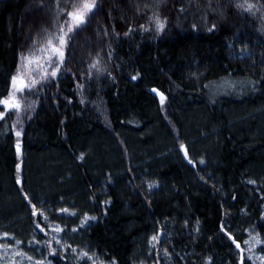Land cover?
<instances>
[{"label":"trees","instance_id":"obj_1","mask_svg":"<svg viewBox=\"0 0 264 264\" xmlns=\"http://www.w3.org/2000/svg\"><path fill=\"white\" fill-rule=\"evenodd\" d=\"M149 1L97 0L86 23L68 33L56 77L26 91L21 136L14 112L0 121V201L10 187L21 196L19 210L34 205L21 195L24 174H45L61 194L70 188L74 199L92 203L96 222L85 241L103 263L139 264L154 234V264H237L239 252L221 225L240 245L244 232L264 226V191L248 183L264 172V134L243 121L264 108V0H251V13L236 7L243 0ZM56 2L0 0V97L11 91L21 58L64 35L67 13L84 0ZM154 14L165 22L163 32ZM158 128L176 146L189 130L209 134L201 142L215 164L200 168L190 152L193 169L167 148L150 152L160 142ZM135 148L148 151L141 168ZM60 161L70 166V179Z\"/></svg>","mask_w":264,"mask_h":264},{"label":"rangeland","instance_id":"obj_2","mask_svg":"<svg viewBox=\"0 0 264 264\" xmlns=\"http://www.w3.org/2000/svg\"><path fill=\"white\" fill-rule=\"evenodd\" d=\"M152 2L153 0L149 1V3ZM146 6H148V4H146ZM154 6L155 5L151 7L153 8ZM152 22L155 23L154 17ZM69 23L71 25L72 21L69 20ZM51 41L54 45L59 47L58 38L52 39ZM64 49L65 46H63L61 50L64 52ZM23 57L24 58H21L20 60L15 75L18 79L25 81L27 85L23 91L16 93L17 98L23 106L20 115L23 114L25 108L26 91L35 88L46 79L47 76H51L50 73L52 68L47 66L51 60H55L57 64H60V57L51 52L49 44L39 51L34 50L31 53H27ZM45 73H48L49 75H45ZM243 121H245L247 129H253L255 132L264 134V108L256 110L253 114L244 117ZM16 125L17 124L14 125L15 130H18ZM156 132L159 135L160 142L159 144H156V147L151 146L149 150L150 152L154 153L161 148H167L168 152L166 155L170 158L176 159L178 154L182 156L180 151L181 144L177 146L174 145L168 136L159 128L156 129ZM200 136L195 134L192 130L184 132V140L182 144L185 145L188 154L193 155H191V158L198 167H212L215 164V161H213L214 157L202 147L201 142V138L209 139L210 136L209 134L202 133H200ZM161 138H163L164 141H161ZM110 150L111 151L108 153L105 152V154L112 160L110 156L115 158L117 153L114 151V148H110ZM136 150L139 152L134 156L135 159H139L136 161V167L141 168V160L143 158V161H145V157H148L146 156L148 151L143 152L141 148H137ZM19 155H22V160L25 162L26 157L23 155L22 148ZM88 155L91 160L94 158L93 155ZM81 157L83 158L81 159ZM78 159L80 162H83L85 155L80 154ZM201 160H203L204 163H200ZM51 161H49V164ZM56 165L63 167L61 169L66 179L72 177L69 165L62 161L58 162ZM102 168V166H98L100 176L104 175L105 170ZM143 172L146 174L147 170L143 169ZM25 176L27 182L24 183L21 195L22 197H28L33 201L38 214L35 216L32 215L33 205L28 208L24 207L23 210H19L21 206L23 207L20 202V194L11 190L10 187L4 189L3 199L0 201V264H35L37 259L43 260L45 264H55L53 260L57 258L71 261L73 264H93L94 260L96 261V264H107L98 259L96 252L85 241V233L88 226L96 222V219H90V217L96 218L90 206L92 203L83 205V203L74 199L73 195H70V188L65 190L64 195L61 194L54 189V186L52 187L50 184H47V176L45 174L37 173L35 174L34 179L27 174H24V178ZM111 176L112 175L107 172L105 177L109 179ZM256 177L257 178L254 180L251 178L252 181H255L253 185L258 186L259 189L264 191V172H260ZM60 178V176L57 177L56 183L58 185H64V181ZM18 179L21 181V178H17V180ZM31 180L33 181L31 182ZM17 184L19 187L21 186V182ZM66 187H68V185H66ZM262 195L263 194H261V196ZM106 201L107 198H103L102 196V210L108 205V201L105 203ZM61 209H68V212H62L60 211ZM41 212H43V215H39ZM85 215H87L89 219L85 220ZM45 216L48 218L47 221L44 219ZM31 217H36L38 222H33ZM37 224H39L41 228H44V232H41L40 228L36 227ZM56 226H59L64 230L58 233L53 232L52 228ZM73 228H76L77 230L72 231L71 229ZM5 234L7 235L5 236ZM257 234H259L258 238L262 243L253 244L252 251L249 252L248 245L244 244V241L250 240L251 236H257ZM153 235L154 234H151L148 238V247L145 250L146 258L143 261H140L139 264H154L149 256L153 250V244L155 242L153 241L150 243ZM53 236H55L56 239L61 240L60 245L56 244L55 240L52 239ZM17 241H19V243H17ZM242 241L240 252L243 256V264H264V259H261V257H264V226L263 228H253L251 231L244 232ZM46 243L49 244L52 249L56 250L57 255L52 256L48 254V248L44 246ZM68 245L71 247H67ZM72 249H76V251L73 252ZM17 252L22 253V255H16ZM84 252H87L89 256L93 257V259H88L83 256L82 253ZM249 256H251V259H249ZM29 257L32 259H29ZM237 264H241L240 253Z\"/></svg>","mask_w":264,"mask_h":264},{"label":"snow or ice","instance_id":"obj_3","mask_svg":"<svg viewBox=\"0 0 264 264\" xmlns=\"http://www.w3.org/2000/svg\"><path fill=\"white\" fill-rule=\"evenodd\" d=\"M40 7H43L42 3L40 4ZM56 7L59 8V0H57V2H56ZM96 7H97V0H84L82 5H80V6L73 5V10L67 13L69 20L72 21V24L67 27V30H65L63 27L60 29V31L63 32L64 35L58 37L59 47L54 45L51 40L48 41V44L51 47V52L55 53L57 56L60 57V64H62L63 56H64V52L61 49L63 46H66L68 39L70 38L68 36V33L73 32L74 29H77L81 25H84L86 23L88 17H89V14L93 13V11H94V9H96ZM236 7L242 8L243 10L250 12V13L253 12L254 9H256V5L254 3H252L251 0H243V3L237 4ZM181 11H183V9H181ZM154 18H155V23H156V30L158 32H163L164 27H165V22L161 21L158 15L154 14ZM215 27H216V25L212 24L211 27L209 28V31H214ZM141 28H144V25H141ZM147 30L148 29L145 28V31H147ZM130 32H132L131 28H129L128 32L125 33V35H128ZM105 34H107V31L105 32ZM23 58L24 57H22V59ZM60 64H57L55 60H51L48 63L47 66L52 68V71L50 73L51 77H56V75L60 69ZM93 67H95V65H93ZM45 75H49V74L45 73ZM136 78H137L136 76L132 77L133 80H135ZM26 86H27L26 82L23 81L22 79H18L16 76H13L11 78L12 91H9V93L6 96L0 97V106H2V107H0V121H3L5 119L8 112H14L16 114V121L14 122V124H18L21 122L20 112L22 111L23 106H22L21 102L19 101V99L17 98L16 93L23 91V89ZM152 91L157 92V90L155 88H153ZM157 95H159L160 101H161V103H163L164 100L166 99V97L162 93H159V92H157ZM21 133H22V129L15 131V135L17 136V138H19L21 136ZM15 148H16L17 155H19L21 152V144H20L19 139H17V142L15 144ZM180 150L184 153L185 158L188 159V162L191 164L192 160L188 158V152L185 148V145L181 144ZM82 158L83 157H81V159ZM200 163H204V161L201 160ZM19 171H20V165H17V172H19ZM20 182L21 181L18 179L17 183H20ZM248 183L254 184L255 181L249 180ZM25 199H27V197H25ZM29 203H31V201H29ZM105 203H107V201ZM60 211L68 212V209H61ZM37 214L38 213L36 211V207H35V205H33L32 215L35 216ZM39 215H43V212L39 213ZM73 215H74V213H73ZM44 219L47 221L48 218L45 216ZM87 219H89V217L87 215H85V220H87ZM90 219L94 220L96 218L90 217ZM36 227L40 228L41 232H44V228H41L39 224H37ZM63 230L64 229H62L59 226L52 228V231L56 232V233L61 232ZM71 230L76 231L77 229L73 228ZM220 231L224 232V235L227 236L229 240H231L232 244H234L237 249L241 248L240 243H238L228 231H225L224 225H221ZM6 235L7 234H5V236ZM258 235L259 234H257V236H251L250 240L244 241V244L248 245L249 252L252 251L253 244H261L262 243V241L258 238ZM52 239L55 240L56 244H58V245L61 244V240L56 239L55 236H53ZM153 241L158 242V238L156 235H153L151 237L150 243ZM17 243H19V241H17ZM44 246L48 248V254L49 255H52V256L57 255L56 250L52 249L49 244L46 243ZM67 247H71V246L68 245ZM72 251L75 252L76 249H72ZM165 253L167 254V250H165ZM16 255H22V253L17 252ZM82 255L87 257L88 259H93V257L89 256L87 252L82 253ZM29 259H32V258L29 257ZM249 259H251V256H249ZM261 259H264V257H261ZM35 264H45V262L43 260L37 259L35 261ZM93 264H96L95 260L93 261ZM110 264H116V261L112 260L110 262ZM208 264H211V261H209ZM241 264H243V256L242 255H241Z\"/></svg>","mask_w":264,"mask_h":264},{"label":"water","instance_id":"obj_4","mask_svg":"<svg viewBox=\"0 0 264 264\" xmlns=\"http://www.w3.org/2000/svg\"><path fill=\"white\" fill-rule=\"evenodd\" d=\"M152 93H155V92H153V91H151ZM156 96L158 97V99L160 100V97H159V95H157V93H156ZM181 151V150H180ZM181 154H182V156H183V158L187 161V163H188V165L191 167V168H193L194 169V163L192 162L191 164L188 162V159H186L185 158V156H184V153L181 151ZM236 247V246H235ZM237 249V248H236ZM237 251H239V253H240V258H241V252H240V249H237Z\"/></svg>","mask_w":264,"mask_h":264}]
</instances>
